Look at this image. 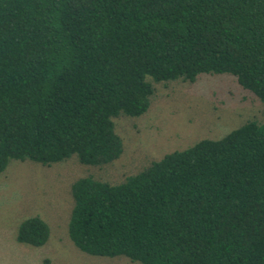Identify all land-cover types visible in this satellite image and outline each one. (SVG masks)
<instances>
[{"label":"trees","instance_id":"16d2710c","mask_svg":"<svg viewBox=\"0 0 264 264\" xmlns=\"http://www.w3.org/2000/svg\"><path fill=\"white\" fill-rule=\"evenodd\" d=\"M231 74L264 104V0H0V174L10 159L103 165L114 118L154 83ZM80 250L140 264H264V121L163 154L118 183L71 184ZM49 226L20 221L42 246Z\"/></svg>","mask_w":264,"mask_h":264},{"label":"rangeland","instance_id":"374dc122","mask_svg":"<svg viewBox=\"0 0 264 264\" xmlns=\"http://www.w3.org/2000/svg\"><path fill=\"white\" fill-rule=\"evenodd\" d=\"M247 120L264 121V104L231 74H200L193 81L154 83L148 109L114 118L122 139L120 156L90 165L71 155L48 165L10 159L0 174V264H140L124 255H91L68 236L72 182L82 176L118 183L163 154L202 138H218ZM30 215L49 226L42 246L16 240L17 226Z\"/></svg>","mask_w":264,"mask_h":264}]
</instances>
